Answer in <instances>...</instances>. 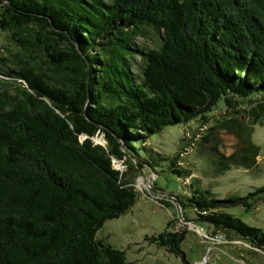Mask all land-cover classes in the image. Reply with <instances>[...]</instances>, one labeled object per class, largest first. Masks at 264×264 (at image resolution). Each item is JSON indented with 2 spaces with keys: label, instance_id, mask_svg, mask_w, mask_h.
Masks as SVG:
<instances>
[{
  "label": "trees",
  "instance_id": "obj_1",
  "mask_svg": "<svg viewBox=\"0 0 264 264\" xmlns=\"http://www.w3.org/2000/svg\"><path fill=\"white\" fill-rule=\"evenodd\" d=\"M0 31L19 47L5 76L28 85L16 97L0 91V264H129L97 237L138 197L113 159L131 154L143 169L161 168L148 141L170 127L211 124L221 102L231 119L264 120V0H0ZM149 32L161 45L136 49ZM227 121L210 130L242 136L251 156L226 170L255 165L260 148ZM100 135L106 147L95 143ZM209 194L190 199L200 222L264 250L263 231L227 212L258 204L264 187ZM165 236L193 264L182 248L187 233Z\"/></svg>",
  "mask_w": 264,
  "mask_h": 264
},
{
  "label": "rangeland",
  "instance_id": "obj_2",
  "mask_svg": "<svg viewBox=\"0 0 264 264\" xmlns=\"http://www.w3.org/2000/svg\"><path fill=\"white\" fill-rule=\"evenodd\" d=\"M153 34L149 32L147 37L138 38L134 43L136 49H157L162 41ZM149 38L150 42L147 40ZM18 53L19 47L12 41L11 34L0 31V61L4 60L0 63V91L4 95L9 93L12 97H16L20 89L28 87L25 81L12 80L4 74V65H10L12 55ZM37 56L41 57L42 62L48 60L40 52ZM135 62V71L138 72L140 58H136ZM212 115L213 120L207 126L198 128L201 126L199 121L192 125L195 130L185 126L170 127L162 135L148 141V147L153 148L159 158L165 161L161 168L153 170L146 166L143 169L144 159L141 161L131 154H127L126 163L113 159L114 167L127 175L126 180L134 185L138 197L128 213L108 221L97 237L125 253L129 264H183L165 244V235L171 232L187 233L182 248L193 264H264V250L235 235L214 232L207 223L200 222L196 208L190 201L195 191L208 195L211 193L214 199L223 200L231 196L244 197L264 187V120L253 126L246 118L231 119L222 102ZM217 120H223L224 123L229 120L234 131L244 136L250 135L252 143L260 148L255 165L251 164L248 169L230 164V169L226 170L225 166L231 160L237 159L239 162L251 155L250 150L246 149L249 147L248 143L242 136L236 137L229 131L220 129L219 125L217 133L210 130ZM5 122L13 124V128L20 124L16 120ZM16 130L26 136L25 130ZM201 133L211 136L204 141L197 138ZM94 141L104 147L108 145L103 135L95 137ZM191 141L193 145L190 144ZM218 154L226 160L221 159ZM144 156L142 153L141 157L145 158ZM171 161H174V166ZM173 169L184 172V177H178ZM260 196L263 199L250 208H230L227 212L258 227L264 233V195Z\"/></svg>",
  "mask_w": 264,
  "mask_h": 264
},
{
  "label": "bare ground",
  "instance_id": "obj_3",
  "mask_svg": "<svg viewBox=\"0 0 264 264\" xmlns=\"http://www.w3.org/2000/svg\"><path fill=\"white\" fill-rule=\"evenodd\" d=\"M142 182H143V180H142ZM99 240V239H98Z\"/></svg>",
  "mask_w": 264,
  "mask_h": 264
}]
</instances>
